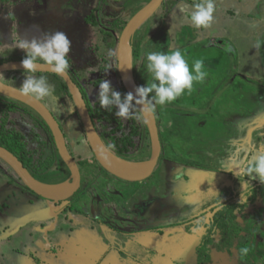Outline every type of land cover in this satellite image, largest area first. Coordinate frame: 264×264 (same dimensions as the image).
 Masks as SVG:
<instances>
[{
    "label": "rangeland",
    "instance_id": "1",
    "mask_svg": "<svg viewBox=\"0 0 264 264\" xmlns=\"http://www.w3.org/2000/svg\"><path fill=\"white\" fill-rule=\"evenodd\" d=\"M54 5L58 4L52 0H0V57L6 54L25 52V50L19 47L24 41H31L34 38L42 39L45 34L61 31L65 33L71 41V48L68 53L70 58V69L73 73L75 72L77 75L83 76L88 72L90 61L92 60V62H94L96 57H99L96 43L97 40L98 42L101 41L103 35L98 31L96 33L94 30L90 31L87 27L86 30L82 29L84 31L81 35H77L75 33V28L70 29L67 26L69 31H66L65 29L59 28L61 23L51 24L52 22L42 19L44 10H49V8H53ZM51 13L52 11L50 12L49 10L47 15ZM63 14L65 13L63 12ZM80 14L81 11L79 15H73L75 17L71 23L73 27H77V21H79V25L81 26L85 23L84 19L79 18ZM182 14L181 12V17ZM162 30L166 33L168 38L165 43H161L160 46L158 43L157 46H159V49L154 47V51L171 52L179 49L186 58L190 70L195 60L201 59L204 61V70L207 72V76L202 83L194 82L193 90L190 93L187 91L185 92V99L182 95L179 97L180 99L172 102L173 105L186 102V108L192 106L196 107L193 108V110H202L201 113H189L186 111V113H188L186 117L189 118V122L191 123L190 126H193L191 130L189 127H186V136L190 135L188 133L189 130L192 136L190 144H186V156L191 162H189L188 165L186 164V174L182 175L186 177V180H184L186 184L175 182L166 186V188H168L166 192L173 190L174 196H176L174 205L176 208L174 211L169 212V219L167 218L166 220L168 222L167 227L171 228V226L174 225L180 226L174 231L170 230L168 233L171 235L175 233L179 239H183L181 233L186 231V242L183 244V247L186 249L182 252V255L177 249H173V252L171 251L168 253L169 257L167 255H165V257L169 258L168 264H174L178 262L177 260L181 261L184 259L188 264H191L189 263L191 262L190 258H192L196 250V246L199 243L201 235L205 231V227L202 226L199 232L189 233L188 231H191V229L195 227V221L197 220H206V224H208L209 218L213 214L212 212L218 207L216 191L219 192L221 197L227 196L229 200L232 198L240 199L241 180H247L249 182L248 191H250L254 183L259 181L258 179H251L248 175L238 176L237 174L240 172L241 168L247 167L248 162L257 153L264 152V80H261V78H250V80L249 77L242 72L241 67H236L237 61L235 62L236 55L233 44L227 48L215 45H211L208 48V43H199V45H197L191 42L195 41L194 39L198 36V32L195 31V28L191 29L189 27H184L178 29L175 33L177 35H172L174 31L172 29L170 30L165 24L162 26ZM171 36L175 38V41L186 39V44H183L184 46L182 45L179 48H171V45H177V43H172ZM140 48L141 55H145V53L149 51L144 43L140 45ZM220 49H223V52ZM216 68H218L219 71L216 70ZM8 75L7 77L10 78L14 75L11 83L12 85H17L16 87L18 88L26 78V75L42 76L38 74V72L25 73L16 71H10ZM110 82L114 89L118 88L119 83L115 81L114 78H112ZM47 83L51 87V94L39 99L45 102L57 116H60L61 120L65 121V118L71 113L68 110L69 108L67 109L68 104L64 105V103L60 102L59 97L53 94L54 83L48 80ZM82 85H85L89 91L90 85L88 81L85 83L82 82ZM211 94H217L218 100L215 105L212 106L213 109L211 108L214 112L210 113L208 111L205 113L206 108L209 109L208 101L212 98ZM89 95L91 102H94L96 97L93 96L92 93ZM69 105L70 108L74 109L71 100H69ZM157 108L156 114L158 119L161 116H165L164 132H171L175 124L172 115L169 114L166 109H162L159 106ZM70 115L73 114L71 113ZM166 118L168 119L167 121ZM176 128L180 130V126H176ZM24 131L28 132L27 129H24ZM73 144H75V141ZM80 150H82L88 158L93 157L92 152L87 146H83ZM134 158L137 159V155ZM45 165H47V162ZM97 169V175L94 176L96 179H94V177L92 178L94 180L91 182V185L86 187L87 191L95 187L100 191L104 188V183L102 184L101 182L114 181L115 179L111 175L106 174L98 166ZM174 171L177 170L174 169ZM136 184L137 183H135V185ZM122 187L125 188L126 186L115 183L109 188L107 187L108 189L106 188V190L108 191L112 188L111 191L117 192L118 188L123 189ZM180 188H184V190L186 188V193L185 191L183 192L186 196V204L183 203V199L177 198V196L182 198L177 191V189L179 190ZM98 195L103 198L101 193ZM85 200H87V204L83 202ZM89 202H92L90 193H88L87 199H83L76 194L72 211L68 212L64 218L59 217V215L56 216L53 223L51 222L52 225L50 224V227L58 226L59 222L60 225L62 224L64 226L61 232L66 236L61 239L65 242L64 248L61 249V251L57 250V252H54L51 248L53 246V239L56 236L55 230L50 229L49 232L44 235L43 239H41L43 242L41 244H39V241L34 242L30 240L28 244L22 245L18 240L21 238L23 239L24 235L22 236L19 232L21 228L19 227L15 230V239H12L10 242H0V264H114V262L115 264H119V262H122L123 259L120 260L118 248L115 249L114 243H112V247L111 244L109 247L102 241L99 242L100 238L96 237L97 235L95 234L92 237H90V235L87 237L88 232L86 228H89L88 222L91 223L92 220H82L84 219L82 213L83 209L86 212L87 206L91 207ZM256 209H263L264 213V198L260 197L259 205ZM102 210L96 213L98 215L100 214L99 217L107 226H102V224L98 222L97 225L100 227L95 226L94 228L96 230L94 233L98 234V232H103L106 233V235L109 234L112 238L120 242L118 246L124 245L126 242L125 233L127 230H130L132 222L137 220V216L129 212H126V214H117L116 211L104 215ZM173 212L176 216L170 217ZM251 213L252 212L248 210L246 212L247 217L245 216L246 218L244 220L242 215H239V221L241 223L244 221L243 224L247 222L252 225L254 220L250 217ZM182 216H186L193 220V224L189 225V228L186 227V230L185 227H183L184 225L182 226L183 223L180 221ZM131 218L133 220H131ZM165 218L163 219L165 220ZM50 219V217H45L41 220L48 222ZM122 219L125 221L124 225L120 223ZM3 220L4 219L0 218V224H3ZM128 220L130 222H128ZM35 222H37V220ZM188 222L189 221H187L185 225ZM47 224L49 225V223ZM91 226H93V223H91ZM162 228L166 227L162 226ZM239 232V235L233 240L234 245L231 253L218 252L215 250L214 261L211 264H252V262L248 260V253L244 255L240 252V249L245 247L248 248L247 242L252 239L251 233L245 229H240ZM258 235L259 248L264 251V222L258 228ZM168 236L170 235L167 234V238ZM160 238L167 239L166 237ZM71 242H80L83 248L88 245L91 246L79 254L74 252L70 257V252L68 255H59V252L61 254L65 253L64 249L69 251V248L72 247ZM13 249L23 250L21 252L12 253ZM88 249H90V251H88ZM93 251L97 252L94 254ZM142 259L139 261L136 259L135 264H156V260L150 259L146 255H144V259ZM193 263L194 261H192V264ZM255 264H264V256L258 258Z\"/></svg>",
    "mask_w": 264,
    "mask_h": 264
},
{
    "label": "flooded vegetation",
    "instance_id": "2",
    "mask_svg": "<svg viewBox=\"0 0 264 264\" xmlns=\"http://www.w3.org/2000/svg\"><path fill=\"white\" fill-rule=\"evenodd\" d=\"M52 1H54L58 5H54L53 8H49L50 12L52 11L50 15H47V13H49V10H44V12L42 13L44 14L42 16V19H44L45 21L52 22L51 24L61 23V26L59 28L65 29L66 31H69L67 26L70 29L75 28V33L77 35H81L83 31L86 30V27L90 31L94 30L95 33L98 31L103 35L100 42H98L97 40L96 49L98 51H101L104 54V57L100 58L97 56L94 62H92L91 60L88 67L89 68L88 72L83 76L77 75L75 72L74 73L72 72V75L69 74L72 80L74 81V83L78 85L85 99L87 107L89 109L88 102H90V104L98 102V99H96L94 102H91V98L89 94L92 93L93 96L95 97L97 96L99 90V84L102 82V80L107 79L111 81L112 78H114L115 81H117L118 83L120 82L119 79L120 76L117 71L118 70L117 47H118L120 35L123 29L125 28V26L127 25V23L129 22V20H131L133 16L151 0H52ZM180 4H187L189 6H192L193 2L189 0H164L160 5V7L155 12H153L134 33L131 39L133 53L136 54L135 57L133 58H135L137 64L134 76L139 86L140 85L147 86V80L149 78L145 69L146 61L144 58V54L141 55L140 52L141 49L140 45L144 43L149 51H154L153 49L154 47L156 49H159L160 44L165 43L168 36H166V33L163 32L162 26L165 24L167 27L170 28V30L172 29L171 25L172 23L174 24L175 21L173 19V14L174 11L175 12L177 10L180 11L179 9ZM79 10L81 11L79 18L84 19L85 23H83L81 26L79 25V21H77L76 23L78 24L77 27H73L71 24L73 19L75 18L73 15L76 14L79 15L80 12ZM63 12L65 14H63ZM184 18L185 17H182L180 19L182 20ZM183 21L184 20L178 23L181 26L180 29L186 27L185 21H184V25L182 26ZM172 35H177V34L174 33ZM105 37H107V39ZM171 38H172V43H177V45L170 44L171 48L174 47L179 48L183 44H186V39L175 41L174 37L171 36ZM158 43L159 46H157ZM12 77H14V75H12L11 78ZM86 81H88L90 85L89 91L85 85H82V82L85 83ZM119 88L120 86H118V88L115 90L120 91L121 94L123 95L124 92ZM183 96L185 99L186 93L183 94ZM211 97L212 98L208 101L209 109L206 108L205 113H207L208 111L210 113L214 112V110H212L213 109L212 106L215 105L216 101L218 100V97L217 94H211ZM59 100L61 103H64V105L68 104L67 109L70 108L69 100L72 101V104L74 106L73 109L74 111H71L73 115H70L71 113H69V116L65 118V121L61 120L60 116H57L45 104V102H43L42 100L41 101L48 107V109L52 112V114L58 121L59 126L63 132L68 151L75 158V160L78 162L80 166L82 182H81V188L76 193L78 194L79 192H81L83 187H87L91 185V182L93 181L92 178H89V180L85 179L84 172L82 171V164L78 161L79 158L84 162L88 161L90 163L91 162L95 163L97 161L92 150L91 152L93 154V157H89V158L87 156L84 157L78 153L76 154L73 151L74 148L72 147V144L74 143V141H76V138L85 136L84 128L81 119L76 111V105L72 98V95L71 94L70 96L66 95L65 98L63 99L59 98ZM182 103L175 105L171 103L164 106H159L162 109L168 110L169 114H171L173 117V122L175 123L173 130L167 133L164 132L165 116L163 117L161 116L158 119V116L156 114V109H158L157 108L158 106H156L155 109L153 110L158 125V132L161 142V154L159 156L157 166L154 172L150 175V177L138 182L123 180L107 172L97 162L98 167L100 169H102L106 174H109L115 178L114 181H106L108 187H110L115 183L122 184L123 186L126 187L125 188L122 187L123 189L121 188H118V190L116 189L117 192L111 191L112 190L111 188V190H109V194L106 195V197L108 198L107 200L109 201L105 203V205L103 204L104 199L101 198L100 195H98L100 192H96L95 194L96 197L94 198V201L92 200V202H89L91 207L87 206L86 212L83 211L85 212V214L84 213L82 214V217H84V219L82 220L86 219L87 221H89L90 219L92 220L91 223H93V226H91V223L88 222L89 228H86L88 232L87 237H89V235L90 237H92L95 234L97 235L96 237L100 238L99 242L102 241L104 244H106L109 247L110 244L112 247V243H114V247H116L115 249L118 248L117 249L118 254L123 259V260L121 259L122 264H135V260L137 259L139 261L142 258L144 259V255L148 256L150 259L156 260V264H168L169 258H166L165 255L168 256V253H170L171 251L173 252V249L174 250L177 249V251L182 255V252H184V250L186 249L183 247V244L186 242V231H184V233L183 232L181 233L183 239H179L175 233L173 235L168 233L170 230L174 231L176 228H179L180 226L174 225L171 226V228L167 227L168 222L166 220L167 218L169 219L168 217L170 215L169 212L174 211V209L176 208V206H174L176 201V196H174L173 190L170 192H166L168 191V188H166V186H168L170 183L173 184L175 182L184 183V180H186V177L185 176L183 177L182 175L186 174V168H187L186 164L188 165V163L191 162V160H188L186 156V150H187L186 144L188 145L192 141L190 130L191 128H193V126H190L191 123L189 122V118L186 117V114H188L186 113V111H188L189 113H193V112L201 113L202 110H193V108L196 107H192V106L186 108V102L185 103L182 102ZM136 111L139 114V118H136L134 116L135 117L134 122L136 123V126H138V129L140 130L137 135L136 134L132 135V141L135 144L130 146L129 147L130 150L125 151V153H127L126 156L129 157L128 159H132V160H137L134 158L136 155L137 158H139V156L145 157L147 155V157L150 159L152 154V143H151L149 129L139 108H137ZM167 120L168 119L166 118V121ZM107 124L108 127L106 128L103 137L106 144L108 140H106L105 138L107 137L115 136L118 138L121 136H128L130 133V125L133 123L131 122L130 119L118 118L113 114V120H111V122H107ZM28 126L29 125L27 124L17 125V127H20L22 129L23 132L22 134H24V136L26 137V141L29 142L30 136L32 138L33 135L30 133L31 132L29 130L30 126L29 127ZM119 126L121 127L116 130L117 132L116 131L113 132V130ZM176 126L177 127L180 126L179 128L180 130H178ZM186 127L190 128L188 132L190 135L188 136H186ZM24 129H27L28 132H25ZM77 143L82 144V142H78V141ZM39 144H41L42 147L40 148H42L44 151L43 158L45 163L49 161L47 165H44V167L41 170H39V172L47 170L50 171V173L51 172H53L54 174L56 173L58 178H62L61 177L63 176L62 171L63 170L66 171L67 169L69 171V174L67 175L66 179L70 180L68 179L71 177L70 168L62 159L56 143L55 146L57 152L55 153V148L53 152V149L50 146V142H47L45 139H43L41 135L38 141L36 142L32 141V144H30L29 147L31 148L32 146L33 151H35L38 150ZM24 166L27 169L29 168V165L26 166L24 164ZM32 169L35 173L32 174L30 172V169H28L29 172L32 175H38L35 177H37L36 179L39 180V176L41 174L36 170L39 169L36 161L32 163ZM174 169L177 171H174ZM96 171H98L97 168ZM66 179H64V181H66ZM135 183L137 184L135 185ZM258 183L259 181L254 183L251 186V189L252 187L256 186V184ZM184 184H186V181ZM106 188L107 187L104 186V189ZM94 189L95 188H92V190ZM97 190L98 189L96 188V191ZM83 191H84L83 194L81 192L80 193L81 195L80 194L78 195H80L84 199V197L88 195L87 194L88 191L85 188L83 189ZM177 191L179 195L182 197L180 198L177 196V198L183 199L184 201L183 203L186 204V196L183 193L184 191L186 193V188L185 190L184 188H180L179 190L177 189ZM93 193L94 191L91 193V195H93ZM76 194L73 197H71L68 201L66 200L61 202H55L44 199L40 195H37L35 192H33L30 188H28L20 179L14 168L0 157V218L4 219L3 224H0V242H10L12 239H15L16 236L15 230L21 227L19 229L20 230L19 232L21 233L22 236L24 235V237L23 239L21 238L20 240H18L19 243L25 245L28 244L30 240H33L34 242L39 241V244H41L43 243L41 239H43L44 235L49 232V229L53 228L52 230H55L56 236L53 239V246L51 248L53 249L54 252H57V250L61 251V249L64 248V245L62 244V242L59 241H62L61 239L65 238L66 236L61 232L64 226L62 224L60 225L59 222L58 226L56 227L54 226L55 228L50 227L52 225L51 222L53 223L56 216L59 215V217L64 218L68 212L72 211ZM221 198L223 203L224 198H227V196L225 197L222 196ZM258 205L259 202L256 205H252V208L248 207L247 210L253 212L254 210H256V207ZM220 206H218L212 213L214 214L220 208ZM42 210H46L45 211L46 213L45 214L40 213ZM99 210H102V212H104V215H106L109 212L116 211L117 214L119 213L126 214V212H129L137 216L136 217L137 220H135V222H132V226L130 230L129 231L127 230V232L125 233L126 242L124 243V245L118 246L120 245V242L112 238V236L109 234L106 235V233L103 232H98V234L94 233L96 230L94 227L95 226L100 227L97 225L98 222H100L102 226H107L106 223L103 222L99 217L100 214L98 215L96 213ZM35 213H40V214L35 218H32L27 223H24L23 225L19 226L18 223L22 218L26 216H30L31 214L34 215ZM244 214H246V211L242 215ZM172 216L173 217L176 216L174 212L171 214L170 217ZM212 216L209 218L208 224L205 223L203 225V227H205V231L201 235V238L199 239V243L196 246V250L193 253L192 258H190L191 262L189 263L191 264L192 261H194L193 264H197L196 256L198 253V249L202 245L204 238L206 237L208 228L212 225ZM45 217L46 218L50 217L51 219L48 220V222L41 220ZM163 218H165V220ZM36 220L37 222H35ZM131 220L133 219L131 218ZM180 221L183 223L182 226L184 225L183 227H185V230L186 227L189 228V225L193 224L192 222L193 220H191V218H188L186 216H182L180 218ZM187 221L189 222L185 225ZM237 221H239V215ZM124 222L125 221L123 219L120 221L122 225H124ZM128 222L130 221L128 220ZM243 222L244 221H242V223ZM47 223H49V225ZM161 225L166 228H162ZM252 226L254 228L255 227L257 228L258 224L254 222ZM258 228H257V236L259 237ZM192 229L191 231L189 230L188 232L193 233ZM167 234L170 235L168 236V238H167ZM146 235L155 236L154 237L155 239L152 241L154 242L153 246L148 245V243L142 242L141 239L144 240V236ZM160 237H166L167 239H161ZM80 246L81 244L80 242H78L76 247H80ZM90 246L91 245H88L84 247V249ZM81 248L83 247L81 246ZM22 250L13 249L12 253L21 252ZM64 252L65 255H68V251L64 249ZM248 252L250 253V250ZM263 256L264 255H261L260 257ZM249 258L251 259L252 257H250L248 254V260ZM258 258L257 259L252 258L251 259L252 264H255ZM177 261L178 262L174 264H188L185 259L181 261L179 260Z\"/></svg>",
    "mask_w": 264,
    "mask_h": 264
},
{
    "label": "clouds",
    "instance_id": "3",
    "mask_svg": "<svg viewBox=\"0 0 264 264\" xmlns=\"http://www.w3.org/2000/svg\"><path fill=\"white\" fill-rule=\"evenodd\" d=\"M179 9L185 13L191 25L196 29L207 28L213 21L215 6L213 0H199L193 3L191 10L189 5L180 4ZM19 47L25 50V58L21 61V67L25 73H35L39 67L38 61L46 64L56 75L63 76L70 67L68 53L71 48V41L61 31L45 34L42 39L24 41ZM145 69L148 75L147 86H137L133 91L121 94L112 86L107 79L99 84L98 99L99 106L103 109H115L114 115L118 118L130 119L139 118L137 108L143 111H153L156 106L170 104L182 96L185 91L193 90L194 82L202 83L207 72L204 70V61L195 60L191 70L187 60L179 49L171 52L147 51L144 55ZM0 73V79H4ZM21 95L34 98H44L51 94V87L45 76L26 75L19 86ZM151 94V95H150ZM69 112L73 109L69 108ZM248 175L251 179H258L264 184V152L257 153L249 162L246 168H241L237 174ZM249 182L241 180V192L239 203H248L252 195L248 191ZM217 206L222 205V198L216 191ZM206 220L195 221L193 232H199ZM247 247L240 249L241 254L246 255Z\"/></svg>",
    "mask_w": 264,
    "mask_h": 264
},
{
    "label": "trees",
    "instance_id": "4",
    "mask_svg": "<svg viewBox=\"0 0 264 264\" xmlns=\"http://www.w3.org/2000/svg\"><path fill=\"white\" fill-rule=\"evenodd\" d=\"M107 39V37H105ZM1 45V44H0ZM100 58L104 57V54L101 51L97 52ZM26 53L25 52H18V54H6L2 57H0V64L7 61L12 60H22L25 58ZM136 54L133 53V57H135ZM41 62V61H40ZM137 64L135 61V58H133V71L135 75ZM16 72H24V71H16ZM10 72H4L2 73L4 76L6 74H9ZM68 73L72 75V71L69 67ZM38 74L45 76L48 81H51L54 83L53 88V94L61 99L65 98L66 95L70 96V90L65 82V80L54 73H43L38 72ZM120 90H122L124 93H127V90L122 85L121 82H119ZM88 106L90 109V113L94 122V125L100 134L102 140L104 141V133L106 128L108 127L107 122H111L113 120V114L115 109L106 110L99 106V102H95L90 104L88 102ZM134 118H130L131 122L133 124L130 125V133L128 136H121V137H107L105 138L107 141L106 146L117 156L121 158H125L127 160L129 157L126 156L127 153L125 151L130 150V146H132V135H137L139 133L138 126H136V123L134 122ZM19 124H27L29 125L30 133L33 135L30 141H26V137L24 134H22V129L20 127H17ZM122 126V124H121ZM121 126L115 128L113 130L116 131ZM117 132V131H116ZM42 135V138L45 139L47 142H50V146L53 149L55 148V153L57 152L55 141L52 135V132L50 128L48 127L47 123L44 121L42 116L35 111L32 107L28 106L27 104L20 102L18 100H15L13 98L7 97L0 93V145L4 146L8 150H10L14 155H16L26 166L29 165L30 172L33 174L35 173L32 169V163L36 161L37 166L39 169H36L38 172L41 170L44 165V151L39 144L38 150L33 151L32 146L29 147L30 144L33 142L38 141L40 136ZM109 136V135H108ZM110 139V141H109ZM32 140V141H31ZM135 142V141H134ZM109 145V146H108ZM38 151V153H37ZM37 155V156H36ZM36 156V159H35ZM149 158L147 155L145 157L139 156L137 162L146 161ZM82 164V171L84 172L85 179L93 178L97 175L96 168L98 166L97 162H88V161H82L80 158L78 160ZM49 161H47L48 164ZM63 170V169H62ZM41 175L39 176V181L45 182V183H52L57 184L61 183L66 179L67 175L69 174V171L66 169L62 171V178H58L56 173L53 172L50 173V171H40ZM38 176V175H33ZM37 178V177H35ZM62 180V181H61ZM86 180V181H88ZM61 181V182H59ZM86 189V187H83L81 192L84 193L83 189ZM79 192L78 194H80ZM252 195L248 199V203H239V199H227L224 198L223 204L220 206V208L213 214L212 216V225L208 228L206 237L204 238V241L202 245L198 249V253L196 256L197 264H211L214 261V251L217 250L218 252H224V253H231L232 247L234 245V238H236L239 235L240 229H245L249 231L252 235L251 241L247 242L248 249L250 250V253L248 252L249 256L257 259L261 255H264V251L259 249V240L257 236V228L258 226L264 222V213L263 209L261 210H254L250 217L254 220L255 223L258 224L257 228L253 227L249 223H240L237 221L238 215H242L245 211L247 212V208H252V205H256L259 202L260 197L264 198V184L258 183L256 186L252 187L250 190ZM81 195V194H80ZM78 195V196H80ZM246 214L242 215L243 220L247 217H245ZM246 221V220H245ZM218 236V237H217ZM251 258V259H252ZM249 258V261H251Z\"/></svg>",
    "mask_w": 264,
    "mask_h": 264
},
{
    "label": "water",
    "instance_id": "5",
    "mask_svg": "<svg viewBox=\"0 0 264 264\" xmlns=\"http://www.w3.org/2000/svg\"><path fill=\"white\" fill-rule=\"evenodd\" d=\"M163 1L164 0H151L149 3H147L141 10H139L133 16L131 20H129L120 35L117 47V71L120 76V82L125 87L127 92H134L135 88L139 86L135 79L133 71V48L131 44V39L136 30L140 27V25L160 7ZM189 1L193 3L199 2V0ZM21 61L22 60H12L1 63L0 73L7 71L23 70L20 66ZM38 63L39 67L37 68L36 72L53 73L46 64L40 61H38ZM61 77L65 80L69 87L70 93L76 105V111L81 119L84 128L86 140L99 165L110 174L127 181L138 182L150 177V175L154 172L157 166L159 156L161 154V142L154 112L143 111L139 108L147 124L151 137L152 154L150 159L142 162H137L121 158L115 153H113L102 140L100 134L98 133L94 125L85 99L78 85L74 83L68 71L65 75ZM0 93L27 104L42 116V118L47 123L48 127L50 128L53 134L55 143L62 159L70 168V181L63 183L61 182L57 184L39 181L29 172V170L18 159V157H16L11 151H9L2 145H0V157L14 168L23 183L37 195H40L44 199L55 202H61L66 200L68 201L81 188L82 175L78 162L68 151L65 138L58 121L56 120L52 112L48 109V107L40 99L34 98L32 96L21 95L18 87L8 84L2 81L1 79ZM123 163L128 164L129 167H123ZM133 166L134 168H132ZM63 185H68V189L66 191L55 192L51 190V188ZM45 211L46 210H42L40 213L45 214ZM40 213H35L34 215L31 214L30 216L22 218L18 223L19 226L23 225L24 223H27L32 218L38 216Z\"/></svg>",
    "mask_w": 264,
    "mask_h": 264
},
{
    "label": "crops",
    "instance_id": "6",
    "mask_svg": "<svg viewBox=\"0 0 264 264\" xmlns=\"http://www.w3.org/2000/svg\"><path fill=\"white\" fill-rule=\"evenodd\" d=\"M213 3L215 6V11L213 13L212 23L207 28H195V31L198 32V36L194 39L195 41L191 42H194L197 45H199V43H208V48L211 45L227 48L233 44L236 55L235 62L237 61L236 67H241L242 72H244V74H246L249 79L261 78V80H264V0H213ZM189 8L191 10V6H189ZM180 13L181 12L177 10L176 12L174 11L173 14V19L175 21L174 24L172 23L171 28L174 33H176L177 30L181 28L180 24L178 23H180L182 20L185 21L187 28H194L186 14H182V17L185 18L182 20L180 19L182 18ZM184 21L182 22V25H184ZM220 50L223 52V49ZM216 70H218V68H216ZM4 77L5 78L1 80H5L4 82L12 85L11 82L13 77H7V74ZM76 139V144H72L74 147L73 151L76 154L78 153L86 157V154L80 150L83 146H87L90 149L86 140V136ZM77 141L82 142V144H78ZM94 179H96V177ZM67 181L70 180L66 179V181L63 182ZM101 183L103 184V182ZM103 185L108 187L106 181ZM96 188L97 187L94 189L93 195H91V197H93L92 200L94 201L96 192H100L101 195H103V204L105 205V203L109 201L106 197V195L109 193V190L107 191L103 188L100 191H96ZM92 192L93 191L90 190L87 192V194H91ZM87 197L88 195H86L84 199H87ZM83 202L87 204V200ZM83 211L85 210L83 209ZM83 213L85 214V212ZM154 237V235H146L144 236V240H141L143 243H148V245L153 246L154 242L152 241L155 239ZM59 242H62L63 245L65 244L63 240ZM71 244L72 247H70L68 251V253L70 252L69 257L72 256L74 252L79 254L89 248L87 247L84 249L81 248V246L76 247L78 242H71ZM88 251H90V249H88ZM96 252L97 251H93L94 254ZM59 255H65V253L61 254L59 252ZM119 258L120 260L122 259L121 256H119ZM119 264H122V262H119Z\"/></svg>",
    "mask_w": 264,
    "mask_h": 264
},
{
    "label": "bare ground",
    "instance_id": "7",
    "mask_svg": "<svg viewBox=\"0 0 264 264\" xmlns=\"http://www.w3.org/2000/svg\"><path fill=\"white\" fill-rule=\"evenodd\" d=\"M123 167H129V166H128V164L123 163ZM132 168H134V166ZM67 189H68V185L57 186V187L51 188V190H53L55 192L66 191Z\"/></svg>",
    "mask_w": 264,
    "mask_h": 264
}]
</instances>
